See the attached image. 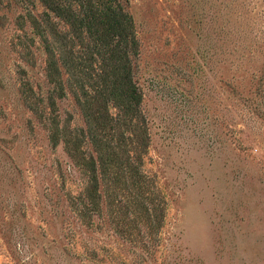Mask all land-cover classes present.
I'll list each match as a JSON object with an SVG mask.
<instances>
[{"label":"rangeland","instance_id":"374dc122","mask_svg":"<svg viewBox=\"0 0 264 264\" xmlns=\"http://www.w3.org/2000/svg\"><path fill=\"white\" fill-rule=\"evenodd\" d=\"M122 2L145 118L133 185L89 164L76 98L100 81L69 20L0 0V264H264V0Z\"/></svg>","mask_w":264,"mask_h":264},{"label":"trees","instance_id":"16d2710c","mask_svg":"<svg viewBox=\"0 0 264 264\" xmlns=\"http://www.w3.org/2000/svg\"><path fill=\"white\" fill-rule=\"evenodd\" d=\"M52 12L69 20L76 38L81 41V47L86 53L85 60L89 62L88 71H93L100 81L92 85V93L86 92L84 101L76 98L85 122L83 132L88 137L95 157L89 160L92 167L103 168L112 166L115 182L133 185L139 179L148 180L140 171V154L136 148L138 130L137 122H145L141 111L142 93L135 80L136 60L139 56V42L131 15L126 10L122 0H41ZM73 60L71 55L61 59V65L70 70ZM86 66L84 62L83 65ZM88 68V67H87ZM56 69L54 61L47 63L48 76ZM94 75V74H93ZM100 77V78H99ZM91 79L89 75L87 77ZM96 79V78H95ZM100 79V80H99ZM102 98V105L93 108L94 100ZM108 104L116 111L111 114ZM111 123L119 128L130 130L124 141L109 138ZM108 130V133L106 131ZM126 130V131H127ZM130 141L129 146L126 142ZM141 146H147L141 139ZM129 149L126 152L122 146ZM120 148L121 153L115 150ZM132 152L134 156L132 155ZM139 178V179H136ZM141 179V180H142ZM126 180H130L127 182ZM139 184V183H138ZM144 200V198H143ZM147 211L151 212L150 209Z\"/></svg>","mask_w":264,"mask_h":264}]
</instances>
